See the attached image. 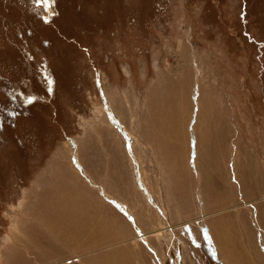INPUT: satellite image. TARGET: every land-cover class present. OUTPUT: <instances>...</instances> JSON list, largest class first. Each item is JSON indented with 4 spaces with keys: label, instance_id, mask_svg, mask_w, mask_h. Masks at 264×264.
I'll return each instance as SVG.
<instances>
[{
    "label": "rangeland",
    "instance_id": "1",
    "mask_svg": "<svg viewBox=\"0 0 264 264\" xmlns=\"http://www.w3.org/2000/svg\"><path fill=\"white\" fill-rule=\"evenodd\" d=\"M13 235L45 264H236L226 237L264 264V0H0V264H32Z\"/></svg>",
    "mask_w": 264,
    "mask_h": 264
},
{
    "label": "bare ground",
    "instance_id": "2",
    "mask_svg": "<svg viewBox=\"0 0 264 264\" xmlns=\"http://www.w3.org/2000/svg\"><path fill=\"white\" fill-rule=\"evenodd\" d=\"M192 61H193V66H194V68L197 70V75H196V77H195V80L197 81V80H199V76H200V73H201V69H200V65H199V62H198V64H197V58H196V56H195V54H193L192 55ZM158 69V68H157ZM159 70V69H158ZM166 81V80H165ZM198 82V81H197ZM197 83H195V85H196ZM196 93V92H195ZM195 98L197 97V96H194ZM196 103H197V99H196V101H195ZM146 111H148V108H147V110ZM148 120V119H147ZM71 141V143L74 145V147H76L75 146V142L73 141V140H70ZM74 152V151H73ZM75 158H77L76 157V155H75ZM76 165L79 167V170L84 174V175H86V177H87V179H88V181H90V183L94 186V187H96V189H98V190H100L102 193H103V195L108 199V195L104 192V190L102 189V188H100V186H96V185H94V183H93V179L91 178V176H89L87 173H85L84 171H83V169H82V167L80 166V164L78 163V161L76 162ZM92 179V180H91ZM42 198H43V196H41ZM43 199H46L45 197L43 198ZM42 199H37V196H36V198H35V201H33V200H31V205H26V208H27V210H26V212H23L22 211V208H23V206H21L22 208H21V212H20V216H17L18 217V219H20V222L19 223H21L22 222V220L24 221V223H26V224H28L29 222H30V220H28L27 218H26V215L27 214H29V212H31V211H33V210H38V209H40V201H41ZM30 202V201H29ZM44 202V201H43ZM197 202H198V204H199V206H201V205H203V200L201 199V197H200V195L198 194L197 195ZM119 203V202H118ZM24 204H27V203H24ZM57 203H54V205H56ZM119 206L122 208L123 206H122V204H120L119 203ZM58 207V206H57ZM218 207H222V208H220V211H219V209L218 210H216V212H222V211H224V210H227L228 208H226L225 207V204L223 205H220V206H218ZM234 207V206H233ZM230 208V207H229ZM125 211V210H124ZM126 212V211H125ZM18 215H19V213H18ZM16 219V218H15ZM56 219H57V217H56ZM226 219H230L229 217H227V218H223V221H225ZM133 220V219H132ZM17 222V221H16ZM18 226H16L15 227V233L16 234H18L19 236H22V235H28V234H23V233H21V229H23L22 227H24V226H22V227H20L19 226V224H17ZM30 225L31 224H29V225H27V228H26V230H29V231H31L32 232V230H31V227H30ZM17 228V229H16ZM239 234H237L238 235V238L239 239H243V235H242V233L241 232H238ZM16 235H13V238H12V243L13 242H17V240H16ZM33 238V237H32ZM22 240H24V238L22 239ZM40 242H42L43 243V241H44V239H43V237H40L39 239H38ZM235 240H238V239H235ZM235 240H234V242H231V240L228 238V237H226V241L229 243V244H231L232 245V248H231V254H232V256L234 257V260H235V263L236 264H238V260L236 259V256H235V254H234V252H235V250H236V248L237 247H240L239 246V243H240V245H241V243H244V242H242V241H239V243H235ZM18 243V242H17ZM30 244H31V242L30 241H27L26 242V246H23V244H19L18 243V245H19V247H18V249L19 250H17L16 252H15V256L16 257H18L19 259H23V258H25L24 257V253L25 254H28V255H31V260L29 261V262H33L32 264H36V263H38V264H45L46 262H45V260H46V258H47V256L45 255V254H42V253H39L38 252V250H35V249H33L31 246H30ZM17 246V245H16ZM15 247V246H14ZM240 248H243V247H240ZM244 249V248H243ZM243 252V251H242ZM246 254H247V257H248V255H250V254H248L247 253V251H246ZM249 258V257H248ZM247 259V258H246ZM239 260H241V259H239ZM249 260V259H248ZM251 261V260H250ZM23 264H26L25 263V261H23ZM247 264H248V262H247Z\"/></svg>",
    "mask_w": 264,
    "mask_h": 264
},
{
    "label": "snow or ice",
    "instance_id": "3",
    "mask_svg": "<svg viewBox=\"0 0 264 264\" xmlns=\"http://www.w3.org/2000/svg\"><path fill=\"white\" fill-rule=\"evenodd\" d=\"M33 2H34L36 5L41 6V8L43 9V6H44L45 4H47V5H48V8H50L51 5H52L53 3H55V0H33ZM55 15H58V13H50L49 15H45V16L43 17L44 22H50L51 17H52V16H55ZM31 99H32V98L30 97V98H29V101H30Z\"/></svg>",
    "mask_w": 264,
    "mask_h": 264
}]
</instances>
